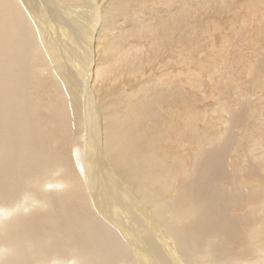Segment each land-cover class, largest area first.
I'll return each instance as SVG.
<instances>
[{"label": "bare ground", "instance_id": "obj_1", "mask_svg": "<svg viewBox=\"0 0 264 264\" xmlns=\"http://www.w3.org/2000/svg\"><path fill=\"white\" fill-rule=\"evenodd\" d=\"M264 0H0V264H264Z\"/></svg>", "mask_w": 264, "mask_h": 264}, {"label": "rangeland", "instance_id": "obj_2", "mask_svg": "<svg viewBox=\"0 0 264 264\" xmlns=\"http://www.w3.org/2000/svg\"><path fill=\"white\" fill-rule=\"evenodd\" d=\"M263 41V40H262ZM263 43V46H264V41L262 42ZM264 48V47H263ZM264 50V49H263Z\"/></svg>", "mask_w": 264, "mask_h": 264}]
</instances>
